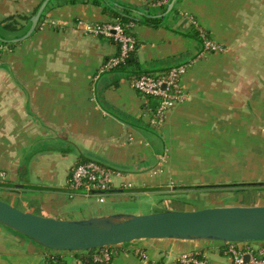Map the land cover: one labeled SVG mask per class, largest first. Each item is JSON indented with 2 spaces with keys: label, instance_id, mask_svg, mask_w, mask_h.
Returning <instances> with one entry per match:
<instances>
[{
  "label": "crops",
  "instance_id": "obj_1",
  "mask_svg": "<svg viewBox=\"0 0 264 264\" xmlns=\"http://www.w3.org/2000/svg\"><path fill=\"white\" fill-rule=\"evenodd\" d=\"M112 1L142 13L148 5L157 14L168 0ZM41 2L0 0V22L15 17L23 25L21 18L31 16ZM195 21L224 52L204 54L200 41L183 35L195 29ZM109 22L90 4L56 0L28 39L1 53L0 197L14 208L68 221L148 214L160 209L153 197L214 183V174L204 171L215 163L214 153L237 151L256 131L264 134L258 128L264 121L263 82L216 79L229 67L244 71L251 57L264 66V0H181L164 27L135 24L130 63L102 71L118 46L86 36L82 27ZM189 63L181 78L186 99L154 129L132 80ZM252 88L260 91L248 93ZM243 115L255 121L254 130L241 126ZM228 130L238 139L233 145L226 140ZM260 142L254 141L253 152ZM90 161L122 176L105 195L72 193L67 187L72 169ZM167 199L163 210L172 208ZM222 249L220 243L145 240L116 246L110 264H176L191 252L203 254L206 264H229ZM47 253L0 225V264H47ZM65 257L70 258L66 263L73 261Z\"/></svg>",
  "mask_w": 264,
  "mask_h": 264
},
{
  "label": "water",
  "instance_id": "obj_2",
  "mask_svg": "<svg viewBox=\"0 0 264 264\" xmlns=\"http://www.w3.org/2000/svg\"><path fill=\"white\" fill-rule=\"evenodd\" d=\"M116 4L112 0H106ZM180 0H171L161 15L134 11L138 16L166 23ZM51 0H44L30 19L28 39ZM0 42L8 43L0 37ZM261 185H264L262 183ZM0 225L24 240L51 252H92L140 241L264 243V206L206 208L197 211L154 210L143 215L113 214L84 220H57L20 211L0 200Z\"/></svg>",
  "mask_w": 264,
  "mask_h": 264
},
{
  "label": "built area",
  "instance_id": "obj_3",
  "mask_svg": "<svg viewBox=\"0 0 264 264\" xmlns=\"http://www.w3.org/2000/svg\"><path fill=\"white\" fill-rule=\"evenodd\" d=\"M197 35L203 47V53L212 55L219 54L223 48L213 42L207 32L201 29L193 22ZM135 24L132 22L122 23L119 20L109 23H91L85 24L82 31L86 36H92L109 40L118 46L116 56L110 58L103 66L102 71H112L126 65L131 55L136 50V39L132 36L131 30ZM0 47V53H1ZM189 64L171 68L165 73L144 74L132 80V88L145 99L144 109L150 114V124L154 129L163 126L168 113L177 105L184 102L186 95L181 86V78L187 73ZM149 99L156 102V109L150 108ZM119 172L113 171L96 162H86L72 169L67 187L72 193L84 192L87 196L92 194H107L116 179H121ZM4 174H0V179ZM126 187H131L126 184ZM259 247L252 244H222L223 255L228 258L229 264H264V243ZM115 247H104L100 250L85 253L80 258H74L71 254V263L66 264H110L114 253L111 251ZM58 253L51 252L45 255V258H53ZM70 256V255H69ZM146 259L144 254H140ZM205 256L197 252L183 254L177 259L176 264H206ZM65 262L66 259L63 258ZM49 264V263H48Z\"/></svg>",
  "mask_w": 264,
  "mask_h": 264
},
{
  "label": "rangeland",
  "instance_id": "obj_4",
  "mask_svg": "<svg viewBox=\"0 0 264 264\" xmlns=\"http://www.w3.org/2000/svg\"><path fill=\"white\" fill-rule=\"evenodd\" d=\"M54 1V0H53ZM56 1V0H55ZM195 24L198 25L195 21ZM220 45V44H218ZM224 52V46L220 45ZM221 52V53H222ZM220 54V53H219ZM217 55V54H214ZM255 58L251 57L247 59V64L244 68V71L241 70L238 72L237 67H229V73H223L216 79H225V80H247V81H259L263 82L262 87H264V66H256L254 62ZM256 60H258L256 58ZM261 62H263L264 65V58H261ZM262 67V68H261ZM262 70V71H261ZM260 91L259 88H252L248 89L247 92L251 93L253 95L257 94ZM233 101V100H232ZM233 108V106H232ZM231 115V114H230ZM246 118V119H244ZM249 116H242V121L239 122L242 127L246 125L248 128V132L250 128L254 130L256 127L254 120H249ZM228 123V122H227ZM231 123V122H230ZM233 124V123H232ZM260 130H263L264 132V121L260 122V125L258 126ZM255 132V131H254ZM257 133L255 138H249L247 141V147L241 146L238 148V150L234 152L229 153H214L213 156L216 157L213 158L215 161L214 164H210L211 169H205L206 173H212L216 177L214 180V183H207L208 185H229V184H262L264 183V134ZM227 136H230L226 138L228 142H230L232 145L234 142L238 139H235L233 136V130H228L225 132ZM261 134V135H260ZM259 135V136H258ZM261 140V148L260 150H257V152H253L255 150L254 148V141ZM234 150V148L232 149ZM191 154H188L190 156ZM223 158V159H222ZM222 162H226L227 165H223ZM263 176V177H262ZM200 183H194L192 186L185 185L184 189L185 191L178 193L177 195L171 197L169 195L166 196H159V197H153V199L156 200V205L158 206V210L165 209L164 203H168V197L170 201H173L169 204L167 207H172L171 210L175 211H197L202 210L206 208H215V207H233V206H255L256 203L259 205L264 206V190L260 192H250V191H243L236 193L234 191H226L222 189L217 190H205L203 186ZM0 200L7 202L6 200L2 199L0 197ZM141 202H146L145 198L139 199ZM138 200H135L132 205H135V203ZM91 203V202H90ZM104 206L105 204H101ZM18 206V205H17ZM15 207L18 210H22L20 207ZM89 207V206H88ZM45 217L55 219L54 216H51L50 213H46ZM6 236H14L12 233L8 232L6 233ZM14 238V237H13ZM9 240V239H8ZM14 240V239H13ZM24 240V239H23ZM2 241H4L2 237ZM25 244V243H24ZM82 252H60L57 255L61 258L66 259L67 261L70 260L66 255L71 254H79ZM70 262V261H69ZM48 264V263H47Z\"/></svg>",
  "mask_w": 264,
  "mask_h": 264
},
{
  "label": "trees",
  "instance_id": "obj_5",
  "mask_svg": "<svg viewBox=\"0 0 264 264\" xmlns=\"http://www.w3.org/2000/svg\"><path fill=\"white\" fill-rule=\"evenodd\" d=\"M43 1L44 0H42V2ZM67 1H68L69 5L90 4L94 7H97L101 10V12L104 15L109 16L110 19L112 20V22L119 20L122 23L123 22L124 23L132 22L134 24L146 25V26L154 27V28L165 26V23H163L162 18L151 19V18L140 17L134 12V11H137L135 8L130 7L128 5H123L121 3L115 2L116 4H112L106 0H67ZM158 1H160V0H158ZM170 1L171 0H168L167 3L159 9L157 14L150 6L147 5L146 6L147 14L152 15V16L163 14L166 11L167 6L170 3ZM180 1H179V3H180ZM53 2H55V0L54 1L51 0L49 5L45 9L44 15L42 16V19L45 17V14L48 12V10L53 7ZM156 3H157V1H156ZM177 7L174 9L172 14H175L177 12ZM37 9L35 10V12L31 16L21 18V20L24 21V23H25L23 25H20L18 23V21H16L17 18H15V17H8L5 20L0 22V37L4 40L10 41L8 43L0 42V47L2 49L1 53L3 52V50H10L11 51L14 49V47L18 44L14 41L19 39V38H22L26 34V32L28 31V29L30 27L29 21L35 15ZM183 35L185 37L195 38L198 41H200L199 37L197 35V31L194 28L188 29L185 33H183ZM1 53H0V55H1ZM130 60H131V57L126 64L130 63ZM121 67H123V66H121ZM149 103H150L149 104L150 108L153 111H155V109H156L155 100L149 99ZM203 188L205 190H217V189L218 190L222 189V190H226V191L230 190V191H234L236 193L243 192L244 190L250 191V192H256V191L260 192V191L264 190V185H261V184H229V185H217V186L216 185L203 186ZM262 245H264V244H262ZM85 253H88V252L74 254V258H80L81 255L88 257L89 255H87ZM90 253H93V252H90ZM46 262L49 264H66L65 260H63V258H61L58 255L54 256L53 258H46Z\"/></svg>",
  "mask_w": 264,
  "mask_h": 264
}]
</instances>
